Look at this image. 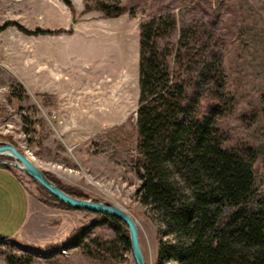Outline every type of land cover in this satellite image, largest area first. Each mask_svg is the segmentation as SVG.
<instances>
[{
    "label": "rangeland",
    "instance_id": "374dc122",
    "mask_svg": "<svg viewBox=\"0 0 264 264\" xmlns=\"http://www.w3.org/2000/svg\"><path fill=\"white\" fill-rule=\"evenodd\" d=\"M136 1L135 13L106 17L84 11V0H72L74 10L62 0H0V140L61 183L128 209L147 263L156 264L166 236L135 169L141 24L171 12L173 38L185 23L214 34L223 85L221 96L201 97L202 110L220 104L224 143L254 149L264 197V0ZM0 165L41 203L29 230L0 216V264H136L112 216L65 207L14 163Z\"/></svg>",
    "mask_w": 264,
    "mask_h": 264
},
{
    "label": "trees",
    "instance_id": "16d2710c",
    "mask_svg": "<svg viewBox=\"0 0 264 264\" xmlns=\"http://www.w3.org/2000/svg\"><path fill=\"white\" fill-rule=\"evenodd\" d=\"M62 1L74 10L72 0ZM138 3L84 0V11L116 17L135 13ZM176 29L173 13L152 15L141 24L139 39L135 169L141 199L156 211L166 236L159 237L156 264H264V197L256 185L255 151L224 143L220 104L202 110L201 97L221 96L223 85L214 34L185 23L173 38ZM46 173L69 193L88 197ZM108 215L130 245L127 224Z\"/></svg>",
    "mask_w": 264,
    "mask_h": 264
},
{
    "label": "water",
    "instance_id": "95a60500",
    "mask_svg": "<svg viewBox=\"0 0 264 264\" xmlns=\"http://www.w3.org/2000/svg\"><path fill=\"white\" fill-rule=\"evenodd\" d=\"M4 154L10 156L12 159H0V164L14 163L31 177L35 178L59 200L76 208H85L95 212L111 214L122 219L128 227L130 247L136 264H148L141 247L137 221L128 209L107 200L95 199L93 197H81L69 193L60 187L55 180L50 178L45 170L37 165V163H35L24 151H21L10 141L0 140V155Z\"/></svg>",
    "mask_w": 264,
    "mask_h": 264
},
{
    "label": "crops",
    "instance_id": "0c3cea01",
    "mask_svg": "<svg viewBox=\"0 0 264 264\" xmlns=\"http://www.w3.org/2000/svg\"><path fill=\"white\" fill-rule=\"evenodd\" d=\"M41 203L33 197L21 177L0 165V216L9 217L16 228L29 230L33 211ZM1 206H4L3 208ZM3 214V216H2Z\"/></svg>",
    "mask_w": 264,
    "mask_h": 264
}]
</instances>
